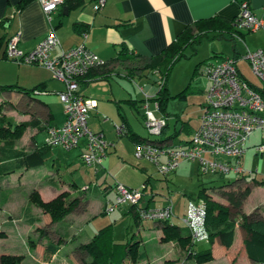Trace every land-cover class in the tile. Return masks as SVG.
Listing matches in <instances>:
<instances>
[{
  "label": "rangeland",
  "instance_id": "374dc122",
  "mask_svg": "<svg viewBox=\"0 0 264 264\" xmlns=\"http://www.w3.org/2000/svg\"><path fill=\"white\" fill-rule=\"evenodd\" d=\"M244 37V41L243 39L242 41L237 40L235 43L237 56L244 54L246 47L254 50L264 44V31L262 30L250 32ZM199 39V42H195L193 50L188 46L189 48L185 51L186 56L175 62L170 71L166 84L170 97L166 106V113L169 116L167 117L168 127L165 133L161 135L150 134L143 119L142 99L144 94L139 87L145 86V82L148 81L155 84L158 77L156 74L147 72L145 74L146 77H143L142 80L137 77L131 80L123 76L114 75L107 82H93L90 85L101 93V96L96 95L95 98L102 100L104 96L110 95L111 92L115 98L125 97L136 100L137 108L130 106L127 102H123L122 109L134 132L143 139H161L173 133L172 139L175 143L190 140L194 130L199 125V116L205 100V92L210 84L207 77L201 72L203 63L200 64L195 72L196 66L204 60L210 59L209 57L213 55L234 56L231 40L213 37L211 33ZM237 68L250 82L257 83V79L245 62L238 61ZM87 89L88 87L84 90L86 91ZM184 90L186 98L181 99L178 94ZM9 104L10 101L7 99L0 100V115L8 117L12 122V127H14L13 125L19 124L20 121L14 122L12 120L10 112L14 108ZM150 106L153 109L152 102H150ZM111 107H113L115 112V118L109 116L110 119L107 122L113 124L114 127V123L121 124L123 121L113 103ZM155 114L160 115L157 111ZM101 115V113H97L95 118L97 119V116L100 117ZM65 120L66 117L64 116L63 120L56 119L52 122L62 125ZM183 122L188 125L182 129L181 125ZM47 126L48 124H44V129ZM24 130L15 139V144L20 141ZM175 130L176 132L174 133ZM261 134L260 131H255L251 134L246 141L248 151L243 155V158L241 157L243 168L245 170H254L253 173L245 176V179L239 178L237 182L233 183V186L225 185L223 186L224 188H221V190L225 191L249 189L248 195L241 206L242 213L246 214L264 215V184H258L252 179L261 180L264 176V153L262 155L255 154L253 148L254 144L261 142ZM36 137L39 146L45 144L46 134L44 132H39ZM7 139L2 138L1 141H7ZM115 144V149L113 146H109L110 153L106 156L110 159H106L105 156L102 163L98 166H87L82 163L78 155V149L69 150L62 146H53L51 147L53 156L43 166L46 170L53 171L49 175L44 176L45 172L42 167L36 170L24 169L23 172L19 171V173L15 170L2 175L0 177V193L4 189H9L11 194L9 193L5 203H2L0 194V231L5 233L4 236L0 237V253H26L29 243L33 241V246L39 244V241H41L39 235L43 232L48 233L53 241H56V236H53L51 229L53 222H46L45 216H43L45 213L39 206H31L34 215L38 217L39 226L37 225L36 227L28 224L21 210L28 203L32 192L37 193L39 198L44 200L37 186H40L39 184L41 183L47 184L50 177V184L52 182L58 184L60 190L46 201L54 199L61 193H66L69 198L77 200L76 206L64 215V217H69L66 218L67 220H73L72 229L69 230L73 240L70 242L68 239H63L64 241L60 245L57 257L50 264H85L91 261L90 257L79 254V252L74 250L75 245L82 240L78 234L82 232L84 237L88 235V238H91L100 228L110 223L112 224V239L114 242L125 243L132 238L138 241V251H142L145 256L142 260H135L134 264H210L206 262L218 258H228V262L224 264H246L242 244L243 233L238 234L230 251H227V248L217 240L214 245V255L212 254L207 261L197 263L194 258L195 251L190 246L181 247L173 238H165L162 229L163 221L143 219L141 225H139L140 222L136 225L132 215L127 212L129 203H124L109 213L106 212L108 203L115 201L117 185L140 191L145 186L141 200L142 204L146 205V202L149 201V208H159L166 202L172 201L174 212L170 218L171 222L179 228L187 229L183 217L185 206L190 199H197L200 184L205 183V185L217 186L226 181H234L240 177V174L234 172L223 175L201 173L196 161L183 160L175 171L164 175L157 170L153 162L135 157L134 144L127 139V136H116ZM52 159L55 160L56 165L52 164ZM57 167L59 169L55 171ZM219 187L208 189L207 192L210 193L213 199L227 205V201L218 195L219 190L217 189H220ZM41 188L43 191L48 189L42 186ZM80 209L82 214L78 215L75 225L74 220L81 211ZM232 213L236 215L234 210H232ZM64 217L54 223L62 221ZM65 221L63 223H66ZM39 229L40 232H38ZM138 229L141 232L136 233ZM240 229V227H236V231L239 232ZM3 237L7 238L4 239ZM194 247L200 249L207 248L209 245L196 243ZM35 251L32 253L38 252L39 254L41 252V250ZM20 255L24 258L23 254ZM85 257H87L86 260H84ZM23 263L26 264V260ZM129 263L128 258L123 261V264ZM214 263L216 262H212V264ZM111 264L115 263L111 262Z\"/></svg>",
  "mask_w": 264,
  "mask_h": 264
},
{
  "label": "crops",
  "instance_id": "0c3cea01",
  "mask_svg": "<svg viewBox=\"0 0 264 264\" xmlns=\"http://www.w3.org/2000/svg\"><path fill=\"white\" fill-rule=\"evenodd\" d=\"M68 1L69 0H63L58 8L51 13L48 19L42 10L39 0H31L22 8L18 7L20 0H0V39L3 37V40H0V86L13 85L28 90L34 88L40 90L39 93L35 94H25L14 89L0 91V100H9V105L14 108V110L10 112L12 120L14 122L24 121L28 123L20 141L15 144L16 148L27 153L46 146L45 144L39 146L36 137L39 132H44V134H46L44 124L58 126L52 121L56 119L63 120L65 114L58 92L64 88V85L52 77L50 70L41 65L18 63L6 58V38L18 35V47L23 51H30L45 38L50 28H53L61 46L65 49L75 47L84 42L90 51L105 62H110V60L118 57L116 58L117 60H113V62L108 63L107 66L95 68L90 72L89 77L84 78L83 83L80 82V90L83 95L96 100L95 107L89 112L88 126L90 125L89 127L94 131H102L109 146H113L115 149L117 135L113 124L107 122L108 119H110L109 116L114 117L115 114L111 104H114L117 112L122 117V121L126 123L128 135L125 136H127V139L133 144L135 143L133 139L136 133L123 113L122 103L127 102L133 107H135L136 104L129 102L134 99L125 97L115 98L111 92L110 95H106L104 99L99 100L95 97L96 95L101 96V93L93 89L90 84L96 81L107 82L114 75L123 76L131 80L137 77L142 80L143 77H146L145 74L147 71L140 70L139 72H132L131 69L133 67L140 68L145 57L149 58L160 55L163 49L169 43L176 40L185 30L186 26L199 19L212 16L226 19L237 18L240 13L239 2L241 0H105L104 5L98 11L93 9L95 0H72L69 3ZM248 2L256 16L264 17V0H248ZM74 24H79V26L87 28V36L85 39H83L82 34L75 29ZM243 39H245V37ZM258 48L264 49V44L260 45ZM86 87H88V89L85 91L84 89ZM145 89L153 92L155 90V85H153V82H145ZM97 113L102 114L100 117L97 116L98 120L95 118V114ZM158 113L161 114L160 111H158ZM166 116L168 117L169 114ZM112 121L114 120L112 119ZM166 128L164 129V133ZM171 136L173 137V133L161 139H171ZM109 146L106 155L110 153ZM75 149H78L79 155L81 147ZM247 151L248 150H246V152ZM50 152L51 157L49 159L53 156L52 151ZM107 158L110 159L106 156V159ZM162 160H164V158H162ZM44 163L34 167L22 168L16 170V172H23L24 169L36 170L42 167L45 172L44 176L49 175V173L53 171L46 170V168L43 167ZM52 164L56 165L54 159H52ZM58 169L57 167L55 171H58ZM243 179H245V177ZM50 182L51 178L49 177L47 184L44 185V183H41L42 185L39 184L40 186H37L40 195L45 201L60 190L58 184L54 182L50 184ZM41 186L48 189L43 191ZM9 193V189L1 191V201H3L4 196L6 197L3 203L8 199L7 196ZM148 205L149 201L146 202L145 206ZM26 206L27 204L24 205L21 210ZM127 212L129 213V207ZM80 213L82 214V210L77 214L74 220L75 225ZM30 215L35 216L32 208L30 210ZM43 216H45L44 219H46V222L49 223V216L47 214ZM259 216L264 217L262 214H259ZM66 218L69 217L65 216L62 221L52 223V234L56 236V241H53L48 233L43 232L39 235L41 240L39 244L31 248L32 245L29 243L26 253L1 252L0 254H23L24 258L22 264H24V260H26V264H50L57 257L61 244L59 247H56V252L49 258L44 256V249L46 246L60 241L61 236L65 237L66 233L69 235L66 239L70 242L73 240V237H71L69 233V230L72 229L73 220H67ZM64 220H66V223H63ZM141 224L142 221L139 225ZM154 224L157 226L156 223ZM30 225L36 227L37 225L39 226V222ZM182 230L186 231L187 229L182 228ZM240 231H235V238L231 246H224L227 248V251L231 250L230 248H232L240 233L244 234L242 238L243 244L245 233L242 229H240ZM38 232H40V229ZM138 232H141L140 229H138L136 233ZM78 235L82 240L79 241L75 247L79 243H84L91 239L88 238V235L84 237L82 232ZM3 238L6 239L7 237ZM216 241L217 240L211 245L213 255L215 250L214 245L217 243ZM200 243L208 244L206 242ZM35 250H41V252L39 254L38 252L32 253L36 252ZM243 254L246 264H255V262L248 258L245 249ZM83 255L87 256L85 253H83ZM86 258L87 257H85L84 260H86ZM227 259L228 258H218L206 263L212 264V262H216L214 264H224L228 262Z\"/></svg>",
  "mask_w": 264,
  "mask_h": 264
},
{
  "label": "built area",
  "instance_id": "2783aa9c",
  "mask_svg": "<svg viewBox=\"0 0 264 264\" xmlns=\"http://www.w3.org/2000/svg\"><path fill=\"white\" fill-rule=\"evenodd\" d=\"M62 1L39 0L48 19ZM104 3L105 0H95L93 9L98 11ZM239 7L237 23L240 29L248 32L264 31V17L253 13L248 0H241ZM86 36L87 32H83V39ZM237 40L242 41V38L237 37ZM18 41V35L8 39L6 58L18 63L41 65L64 85L58 96L63 104L66 120L62 125L47 126L45 145L62 146L69 150L81 147L79 157L82 163L87 166L100 165L109 143L102 131H94L88 126L89 112L95 107L96 101L83 95L79 79L90 69L102 66L105 61L90 51L84 42L69 49L63 48L53 28L30 51L21 50ZM238 61L249 66L257 83L250 82L243 76L237 68ZM201 72L210 84L205 92L199 125L190 140L175 143L172 138L139 139L134 143V155L153 162L164 175L175 171L181 161L192 160L198 163L201 173L223 175L234 172L240 174V177L249 176L254 170H245L240 160L248 149L247 139L255 131L262 133L261 142L253 145L255 154L264 153V49L250 50L246 47L242 55L211 59L203 63ZM153 73L158 76L154 84L155 90L149 92L145 86L139 88L144 94L142 102L145 125L150 134L161 135L167 126V117L162 113L155 114L159 111L158 103L151 99L162 87L163 77L157 71ZM39 92V89L33 91L34 94ZM150 102L153 103V109ZM114 130L118 137L128 135L124 121L121 124L114 123ZM144 189L145 186L140 191L117 185L115 201L108 203L106 212L129 203L142 220L170 219L174 212L172 201L159 208H149L141 202ZM183 217L192 241L207 242L209 234L205 225L204 205L197 199H190Z\"/></svg>",
  "mask_w": 264,
  "mask_h": 264
},
{
  "label": "trees",
  "instance_id": "16d2710c",
  "mask_svg": "<svg viewBox=\"0 0 264 264\" xmlns=\"http://www.w3.org/2000/svg\"><path fill=\"white\" fill-rule=\"evenodd\" d=\"M29 1L31 0H20L18 7L22 8ZM71 1L72 0H69L68 3ZM74 27L81 34L83 32H87V28L81 27L79 24H74ZM210 33L213 37L231 40L232 50L234 53L233 55L235 57L237 56L235 45L237 37H241L243 39L244 36L250 32L244 31L242 29L240 30L238 27L237 18L226 19L218 16H212L209 18L199 19L198 21L186 26L185 30L176 38V40L169 43L163 49L160 55L149 58L145 57L140 68L133 67L131 69L132 72L146 70L147 72L153 73L154 71H157L159 75L163 77L162 87L156 91L154 97L151 100H154L158 103L159 111L164 116L167 115L166 106L168 98L170 97L166 84L171 69L175 65V62H177L183 56H186L185 51L187 48L190 47V49L193 50L195 42H199L200 37L208 36ZM8 39L9 38H6L5 42H7ZM0 40L2 41L3 37H1ZM218 57L224 56L213 55L209 57L210 59L204 60L196 66L195 72L198 70L200 64L211 60V58L215 59ZM116 58L118 57H115L113 60H117ZM113 60H110V62H113ZM110 62L106 61L98 68L107 66ZM94 69L95 68L90 69L84 76H82L79 79L80 82L83 83L84 78L89 77L90 72ZM9 89H14L25 94L33 93L35 90V88L28 90L13 85L0 86V91ZM178 97L185 99V90L180 92ZM129 102L136 104V108L138 107L136 100H130ZM11 124L12 122L8 117L2 114L0 115V177L6 173L14 172L15 170L41 165L51 157V150L49 146H44L28 153L16 148L15 139L20 136L23 130L28 126V123L23 121L19 124H14V127H12ZM187 125L188 124L183 122L182 129L186 128ZM164 129L162 133H164ZM2 138L7 139V141H1ZM138 138L140 139L141 137L135 134V138L133 139L134 142L138 141ZM239 178L242 179L244 176L238 177L234 181H226L220 185H217L218 187L220 186V189H217L219 190L218 195L227 201V205L213 199L210 193L207 192L208 189L210 190L211 188H216L217 186L205 185V183L200 184V189L197 193V199L204 205L206 210L205 225L209 234L207 242L209 247L205 249H198L194 247L196 243L200 242L192 241L189 231H183L182 228H179L177 225L173 224L171 219L163 221L162 229L165 238H173L177 243H179L181 247L190 246L191 249L195 251L194 258L196 262L199 263L202 261H207L211 258V245L215 240H219L220 243L225 247L231 246L235 238L236 227L238 226L245 233L243 245L248 258L255 262V264H264V217L256 214L242 213L241 211L243 200L248 195L249 189H237L236 191L221 190V188L225 185L233 186V183L237 182ZM252 179L258 184H264V179ZM5 198L6 197L4 196L3 201ZM27 204L28 205L22 209L23 215L26 214L24 216H26L25 218H27L26 220L28 223L34 224L37 222L38 217L30 215L32 205L39 206L42 211L49 216L51 222H56L76 206L77 200L74 198H69L66 193H61L52 200L44 201L39 198L37 193L32 192L29 196ZM232 210L235 211L236 215L232 213ZM129 213H131L136 225L142 221L138 213L134 210V207L129 206ZM4 235L5 233L0 231V237ZM68 236V233H66L65 237L61 236L60 241L47 245L44 249V256L49 258L51 255H53L57 250L56 247H59V245L62 244V241H64L63 239H66ZM30 244L33 246L34 242L32 241ZM138 245V241L133 238L125 243L114 242L112 239V224L110 223L100 228L89 241L79 243L74 248V250L79 252V254L85 253L91 258V261L86 262L85 264H111V262L115 264H123V261L126 258L129 259V264H134L135 260H142L145 256L142 251H138ZM22 259V255L1 254L0 264H22Z\"/></svg>",
  "mask_w": 264,
  "mask_h": 264
}]
</instances>
